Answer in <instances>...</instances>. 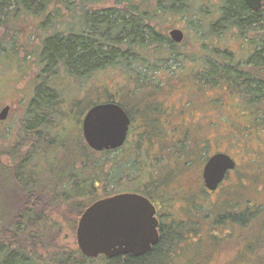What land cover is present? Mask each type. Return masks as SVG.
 I'll return each mask as SVG.
<instances>
[{
	"label": "rangeland",
	"instance_id": "obj_1",
	"mask_svg": "<svg viewBox=\"0 0 264 264\" xmlns=\"http://www.w3.org/2000/svg\"><path fill=\"white\" fill-rule=\"evenodd\" d=\"M221 2L223 0H186L187 17L178 14L168 20L171 27L163 32L168 39L171 29L178 28L184 33L182 43H172L174 54L167 63L166 73L174 81H167V86H161V91L164 87L166 90L158 97L162 106L172 111L169 112L168 120L163 118L159 124L153 125L143 119L146 118L144 114L142 118L141 114L135 113L134 108L127 102L130 99L125 98L129 96L120 92L121 99L116 96L117 100L114 102L121 100L125 103L124 107L133 122L127 143L119 150L101 153L89 149L85 142L81 144L94 153L93 156L88 153L91 158L86 167L87 172L99 173L102 179L99 189H96L98 196L81 201L85 195L91 193L93 180L85 179L84 171H79L76 185L70 183L62 191L65 197L81 195L75 205L72 200L60 202L59 198L62 196H56L59 191L55 193L58 189L52 190L49 183L53 186L67 179L71 169H78V162L87 159L81 157L79 160V146L75 137L81 133V122L90 109L88 106H91L99 94L90 88L91 95L86 96L83 106L71 105L74 97L81 98L74 90L75 86L77 89L79 87L76 79L72 84V91L61 93L63 105L57 109L54 123L48 129L52 132L54 147L48 148L47 143L46 146L41 144L40 155L36 160L31 158L27 161L30 171L26 179L16 182L10 173L4 174L2 170L19 168V160L23 164L24 154L33 149L31 141H36V138L27 139L22 131L24 112L34 94L33 87L26 83L24 72L29 77V83H34L35 76L41 73L43 66L37 68L35 64L37 52L27 54L29 57L23 59L26 51L18 46L20 66L23 65V60L30 61L25 66L26 71H23L24 68L3 63L13 58L10 55H0V110L7 105L11 107L8 118L0 122V152L4 150L3 155L0 154V214L13 206V194H17V199L23 202L21 209L39 212L49 219L52 225L49 226V232L47 230L44 233V237L38 235V224L32 227L29 235H25L29 243H39L38 240L34 241L31 237L33 235L41 239L46 247L52 248L41 250L38 247L41 256L46 257V253L53 251L55 247L68 251L78 249V221L84 208L93 200L115 192H134L148 196L156 205L165 234L170 231L171 226V230L182 237L166 258L168 264H253L257 259L256 255H252L256 253L254 246L248 244L255 241L260 229H264V215L256 218L250 234L248 228L240 229L239 233L237 228V235L226 240V247L223 249H217L212 243L214 230L211 226L221 213L241 211L247 206H250L251 212L257 213L264 206V98L257 100L254 95L255 103L249 104L261 109L258 116L257 109L248 108L239 90L226 82L219 86L220 80L218 85H211V80L208 79L211 71L223 69L231 74L234 69H238L235 68L237 66L246 69L248 67L247 71H252L251 78L264 81V59L258 60L253 56V52L258 51L263 58L264 50L261 48H264V11L257 25L249 27L243 24L240 29L225 18V9L221 8V12L219 11ZM125 17L131 19L130 15ZM4 30L0 25V51L2 47L11 45ZM37 44L39 45V41ZM238 70L244 71L241 68ZM59 71L60 76L52 81L62 88L65 86L60 84L59 79L64 78V75ZM200 74L207 82H200ZM123 77L113 70L103 76V81L110 85L111 91L101 90L100 93L106 97L99 101L100 104L111 98L110 92H117L112 84ZM225 87L227 88L224 89ZM261 88L264 93L263 83ZM142 95L148 99L145 93ZM65 102L67 107L64 106ZM133 105L136 106L134 102ZM168 124L173 126L168 127ZM71 129L76 130L73 132ZM80 138L83 139L82 133ZM183 139L185 146L179 143ZM54 149L58 152L51 153ZM33 150L37 152L36 148ZM217 152L232 156L237 167L227 175L217 192L208 194L203 182V168L209 157ZM189 159L191 165H181ZM95 165L99 170L93 169ZM26 172L28 173L27 169ZM45 178L48 182L46 186ZM177 180L181 181L175 182ZM168 184L169 187H166ZM28 191L31 195L25 194ZM37 191L39 193L35 195ZM57 202L61 207H56ZM85 202L87 203L81 211H78V205ZM33 205H38L39 211ZM261 213L264 214V210ZM13 221L15 224L23 222L17 218ZM195 221L200 222V227L185 235L182 227L188 228ZM0 225L2 227L3 223ZM15 230L11 228L8 234L12 239L14 236L11 233ZM198 244L201 252L196 250ZM78 253L81 254L79 250ZM85 260L90 262L96 259ZM44 264L51 263L46 261Z\"/></svg>",
	"mask_w": 264,
	"mask_h": 264
},
{
	"label": "trees",
	"instance_id": "obj_2",
	"mask_svg": "<svg viewBox=\"0 0 264 264\" xmlns=\"http://www.w3.org/2000/svg\"><path fill=\"white\" fill-rule=\"evenodd\" d=\"M185 4L186 0H0V25L5 29L4 35L11 40L10 47H2L0 55H10L13 58L3 63L9 66H17L20 69L24 68L23 71L27 70L25 66L30 61L23 60L24 63L20 66L21 59L17 54L18 46L26 51L23 59L29 57L27 54L37 52L35 64H37V68L43 66L41 73L35 76L34 83H29V77L24 72L26 83L33 87L32 94H34L24 112L22 131L27 135V139L31 138L33 140V138H36V141H31V144L33 149H37V152L31 149L24 154L23 164H20L19 160V168L5 169L2 172L4 174L10 173V176L20 183L26 179V175L30 171L27 161H30L31 158L36 160V157L40 155L41 144L46 146L47 143L48 148L54 147L52 132L48 129L54 123V118L58 113L57 109L63 105L61 93L72 91V84L75 79L78 80L79 87L77 89L75 86L74 90L78 93V96L81 95V98L76 99L74 97L75 100L71 103L73 106H79V104L82 105L85 102L86 96L91 95L89 93L90 88H93V92L97 91L99 95L88 107L91 108L100 104L99 101L106 97L100 93L101 90L111 91L110 85L108 86L103 81V76L113 70L124 77L120 81L113 82L112 88H115L117 92L109 93L111 98L107 99L108 103L118 104L131 120L125 109L126 107H124L125 103L121 100L114 102L117 100L116 96L121 99L120 92H122L129 96L125 98L130 99L127 102L134 108V112L141 114L142 118L143 114L146 116L143 119L150 121L153 125L159 124V121L163 118L168 120L169 112L172 111L166 107L164 108L158 97L165 93L163 91L165 87L161 91V86H167L168 82L174 81L170 77L171 75L169 76L166 73V70H168L167 63L172 60L174 50L172 48L173 44L163 32L171 27L168 23L169 19L178 14L187 17ZM221 8L225 9L224 15L226 19L230 20L229 23L240 29H242L243 24L249 27L255 26L262 18L259 13L250 14L246 11V6L240 0H228L227 3L223 1L219 7L220 12ZM125 15H130L131 19H127ZM37 41H39V45ZM261 50H264V48H261ZM263 54L264 52H262V58L260 52H253V56H256L258 60L264 59ZM231 65L230 67H232ZM235 68H241L244 71L234 69V73L231 74H227L223 69L211 71L208 78L211 82H209L211 85H218L217 82L220 80L219 86L223 82L232 85L241 92V97L248 108L257 109L259 116L262 112L261 109L250 105L255 103L254 95L257 100L264 98L263 89L261 88L262 82L251 78L252 71L248 72V67L247 69L246 67L237 66ZM59 70L64 75V78L59 79L61 80L60 84L65 86L62 88L57 87L52 81V79H57L60 76L61 72ZM172 75H175V73ZM202 78L200 74V82H207ZM66 85L68 90H66ZM192 85L194 84L192 83ZM144 93L148 96V99L142 95ZM133 102L136 106L133 105ZM64 106L67 107L66 102ZM170 126L173 125L168 124V127ZM80 136L81 133L79 132V135L75 137L79 146V160H81V157H87V159L78 162V169L72 168L67 179L57 182L53 186L50 185L51 182L49 183L52 190L54 188L58 189L55 193L59 191L56 196H62V198H59L60 202L64 203L65 200H72L74 201L73 205L78 204V198L81 195L78 194V197H65L62 195V191L63 187L70 183L76 185L79 171H84L85 179L91 178L93 180L91 193L85 195L81 201L98 196L96 189H99L102 179L99 173L87 172L88 168L86 167L90 164L89 159L91 158L88 153L92 156L94 153L89 152L87 148L81 145L84 141ZM179 143L185 146L184 139ZM2 152L4 150L0 152L3 155ZM50 152L57 153L58 151L54 149ZM96 164L99 165V162ZM97 165L93 166V169L99 170ZM181 165L189 166L191 160H186ZM50 177L53 178L51 175ZM52 181L54 180L52 179ZM45 182L46 186L48 183L46 178ZM34 187L37 188L35 184ZM166 187H169V184ZM163 192L166 193V191ZM38 193V191L35 192V195H38ZM119 193L115 192L112 195ZM25 194L31 195V192L28 191ZM16 195L13 194V206H10L7 212L0 214V223H3L2 227L0 225L2 231L0 233V264H44L46 261L51 264H93V262L94 264H168L166 258L182 238L180 234H176V231L173 232L169 225L170 231L165 234V229L161 228L158 244L150 252L139 258L118 256L113 259H106L105 257H99L89 262L78 253V249L68 251L58 247L53 248V251H49L44 257L38 252V247L41 250L52 248L46 247L41 239L33 235L31 237L34 241L38 240L39 243H29L25 235L26 233L29 235L32 227H36L38 224V235L44 237V233L47 230L49 232V226L52 223L39 212L34 213L35 211L32 212L29 209H21L23 202L21 203ZM110 196H101L93 200L87 207ZM86 203L78 205L80 207L78 211H81ZM33 207L38 210V205H33ZM56 207H61L60 203L57 202ZM262 210H264V206L260 208L257 212L259 214H257L251 212L250 206H247L241 211L221 213L220 217L211 226V229L214 230L213 245L217 249L226 247V240L237 235V233L235 234L237 228L239 229L238 233L240 229L244 228L250 229L248 234L252 233L256 218L264 215L261 213ZM16 218L24 223L15 224L13 220ZM215 226H218V228H214ZM198 227H200V222L195 221L188 228H182L186 235L188 232H195ZM11 228L16 229L15 232L11 233L14 239L8 235ZM249 245H253L254 250H256V253L252 254L257 256L253 264H264V254H259V252L264 253V229L259 230L255 241ZM196 250L201 252L199 244Z\"/></svg>",
	"mask_w": 264,
	"mask_h": 264
},
{
	"label": "water",
	"instance_id": "obj_3",
	"mask_svg": "<svg viewBox=\"0 0 264 264\" xmlns=\"http://www.w3.org/2000/svg\"><path fill=\"white\" fill-rule=\"evenodd\" d=\"M257 12L260 0H243ZM172 42H183L184 33L175 28L169 31ZM10 106L0 110V122L10 113ZM130 119L116 103L92 106L83 116L81 133L87 147L96 153L116 151L126 142ZM235 162L227 154L210 157L203 168L205 188L213 192L223 181ZM158 221L152 203L135 193L116 194L92 203L81 214L76 229V243L81 255L88 259L118 256L139 258L159 242Z\"/></svg>",
	"mask_w": 264,
	"mask_h": 264
},
{
	"label": "flooded vegetation",
	"instance_id": "obj_4",
	"mask_svg": "<svg viewBox=\"0 0 264 264\" xmlns=\"http://www.w3.org/2000/svg\"><path fill=\"white\" fill-rule=\"evenodd\" d=\"M224 1V0H223ZM227 1L228 0H225V2L227 3ZM242 3H244V5L246 6V8H245V10L246 11H248L250 14H260V15H262V13H263V11H264V0H260V5H261V7L259 8V10L257 11V12H254V11H252L249 7H248V5L243 1V0H240ZM263 84H264V81H261ZM130 119V118H129ZM130 122H131V120H130ZM132 127V122L130 123V127H129V130H130V128ZM175 127V126H174ZM178 128V127H177ZM128 133H129V131H128ZM127 139H128V135H127ZM127 139H126V143H127ZM125 143V144H126ZM125 144H124V146H125ZM123 146V147H124ZM219 153H223V152H217V153H214V155L215 154H219ZM223 154H226V153H223ZM228 155V154H227ZM213 156V155H212ZM212 156H210V157H212ZM228 156H230V155H228ZM209 157V158H210ZM231 157V159L232 160H234V158L232 157V156H230ZM234 162H235V160H234ZM236 167H237V165H236V162H235V168L233 169V170H231V171H235V169H236ZM231 171H228L227 172V174H226V176H225V178L223 179V181L218 185V187H217V189L215 190V191H213V193H215V192H217L218 191V189H219V187H220V185H223V183H224V181H225V179H226V177H227V175L231 172ZM179 181H181V180H177V181H175V182H179ZM174 182V183H175ZM204 182V181H203ZM206 192L208 193V194H210V193H212V192H210V191H208V190H206ZM132 193H134V192H132ZM135 194H139V193H135ZM139 195H142V194H139ZM142 196H144L145 198H147L151 203H152V205L155 207V210H156V219H157V221H158V223H159V225H158V232H159V236H160V229H161V221H160V219H159V216H158V208L156 207V205L151 201V199L148 197V196H146V195H142Z\"/></svg>",
	"mask_w": 264,
	"mask_h": 264
},
{
	"label": "bare ground",
	"instance_id": "obj_5",
	"mask_svg": "<svg viewBox=\"0 0 264 264\" xmlns=\"http://www.w3.org/2000/svg\"><path fill=\"white\" fill-rule=\"evenodd\" d=\"M172 30V29H171ZM168 36H169V33H168ZM169 40L171 41V39H170V37H169ZM171 43H173V44H175V45H178V44H176V43H174V42H172L171 41ZM126 113V112H125Z\"/></svg>",
	"mask_w": 264,
	"mask_h": 264
}]
</instances>
